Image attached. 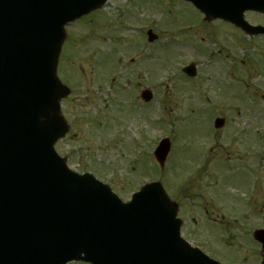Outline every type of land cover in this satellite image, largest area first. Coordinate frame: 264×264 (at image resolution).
Returning a JSON list of instances; mask_svg holds the SVG:
<instances>
[{
    "label": "rangeland",
    "instance_id": "rangeland-1",
    "mask_svg": "<svg viewBox=\"0 0 264 264\" xmlns=\"http://www.w3.org/2000/svg\"><path fill=\"white\" fill-rule=\"evenodd\" d=\"M102 8L67 29L59 73L73 86L62 107L72 130L57 148L125 200L150 170L179 205L188 236L226 264H261L251 232L264 227V39L207 23L184 0H108ZM191 62L195 77L181 70ZM144 88L153 91L148 102ZM217 116L226 126L213 128ZM166 135L173 167L150 165L148 149Z\"/></svg>",
    "mask_w": 264,
    "mask_h": 264
},
{
    "label": "water",
    "instance_id": "water-1",
    "mask_svg": "<svg viewBox=\"0 0 264 264\" xmlns=\"http://www.w3.org/2000/svg\"><path fill=\"white\" fill-rule=\"evenodd\" d=\"M105 1L0 0V264H66L80 258L128 264L146 254L158 257L152 264H218L179 239L175 209L159 184L124 205L106 185L69 171L54 150L67 129L59 99L68 90L56 80L57 58L24 64L13 38L27 40L26 33L42 29L44 20L62 28ZM238 3L239 19L249 3ZM206 9L213 15V8ZM156 37L150 32L151 40ZM185 70L196 72L194 65ZM165 145L158 150L162 161ZM118 222L128 226L123 235L116 231ZM255 235L264 241V230Z\"/></svg>",
    "mask_w": 264,
    "mask_h": 264
},
{
    "label": "flooded vegetation",
    "instance_id": "flooded-vegetation-1",
    "mask_svg": "<svg viewBox=\"0 0 264 264\" xmlns=\"http://www.w3.org/2000/svg\"><path fill=\"white\" fill-rule=\"evenodd\" d=\"M166 96H167V83H166ZM219 133V132H218ZM211 215V214H210ZM211 216H213V215H211ZM188 229V228H187ZM189 231V230H188ZM189 232H193V231H189Z\"/></svg>",
    "mask_w": 264,
    "mask_h": 264
}]
</instances>
